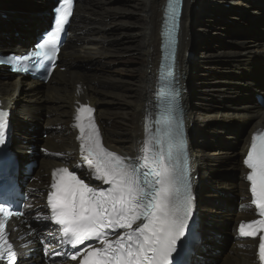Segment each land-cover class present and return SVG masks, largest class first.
<instances>
[{
    "label": "bare ground",
    "instance_id": "bare-ground-1",
    "mask_svg": "<svg viewBox=\"0 0 264 264\" xmlns=\"http://www.w3.org/2000/svg\"><path fill=\"white\" fill-rule=\"evenodd\" d=\"M40 1L0 0V13L8 8L14 11L45 12L47 5L43 7L40 4L38 7ZM116 1L80 0L77 9L78 20L72 30L73 40L60 53L64 61H97V73L76 74L66 68L65 72L59 70L56 75L59 68L57 67L53 74L57 78L45 89L39 88L38 82L21 77L0 80V96L12 103L15 115H19L20 119L16 118L15 121L22 131L21 140L27 141L26 138L30 135L26 129L41 120L43 127L61 128L45 141L44 146L51 149L44 147L47 153L42 156L47 157L38 160L40 175L28 184V189L34 191L32 198L36 210L42 211L46 206V195L41 189L50 180L52 172L63 166L72 167L82 158L77 132L72 126L76 109L80 105L96 109L95 118L105 147L128 160H136L143 155L144 142L149 131L145 115L155 101L153 95L157 86L161 56V25L167 0H124L119 4ZM103 2L106 5H103ZM200 2L201 0H185L177 65L183 115L191 137L195 183L200 201L198 216L202 222L214 218L213 221L219 224L214 228V225L208 222L212 224L214 233L211 232L210 240L203 242L207 249L205 259L209 264H252L255 261L257 241H240L236 238L237 232L231 231L240 221L253 218V212H247L250 197L248 185L244 181L247 172L242 166V157L251 134L257 128L264 127V115H261L262 111L264 112V104L248 98L249 95L259 94V91L264 95V40L252 41L250 44L248 40L238 39L235 41L237 49L217 55L206 51L201 47L199 37L196 38V33L210 26L217 27L218 21L213 25L215 19L210 17L200 19L201 21L195 20L196 8ZM207 2L212 10L217 9L215 5H211L212 0ZM97 3L101 5L100 8L95 5ZM232 3L233 14L226 12L217 18L243 25L251 23L253 18H264V0H234ZM16 15L11 17V20L22 18ZM4 33L1 28L0 37L4 39L1 37L0 41L6 44L9 34ZM27 34L25 31L23 36L27 38ZM249 36L252 37L251 34ZM16 42L17 46L12 43L10 47H16V52L21 54L24 50L19 45L21 40ZM30 43H33L32 40L28 44ZM127 53L131 56L137 54L139 60L135 67L118 66L120 62L117 58L121 59ZM239 56L243 57L241 62L234 65L228 63L232 58L236 60ZM213 60L227 70L226 77L212 74L217 65L209 67L210 61L213 63ZM113 64L117 66L113 67ZM195 66L202 70L199 72ZM72 68L77 69V65ZM100 70H107L108 73L102 75L98 72ZM240 71L247 74H251L248 71L256 73L251 75V78L247 76L241 80L242 85L245 84L242 86L243 92L234 90L240 79L234 75ZM114 72L116 74H112ZM204 72L213 75L211 83L207 86H201L200 82ZM151 91L152 98L149 96ZM209 94L213 99L211 102L207 100ZM238 96L242 97V102L234 103ZM221 97L222 100L226 97L228 99L225 103L215 101ZM114 104L120 108L113 110L104 107ZM42 109H45V118L39 115ZM240 126L242 128L239 130ZM228 129L231 130L227 132ZM220 139L226 144H217ZM211 144L215 150H211ZM24 145H20L22 151L29 146ZM222 170L228 173V178L216 176L207 181L208 174L218 175L217 172ZM44 174H47L46 182ZM225 202L230 204L225 205ZM208 203H212L216 208H210ZM224 231L227 235L232 233L231 237L223 234ZM225 237L231 242H224ZM41 239L50 247L54 244L48 235ZM222 242L226 247H222ZM34 262L45 264L40 256L35 258Z\"/></svg>",
    "mask_w": 264,
    "mask_h": 264
},
{
    "label": "snow or ice",
    "instance_id": "snow-or-ice-1",
    "mask_svg": "<svg viewBox=\"0 0 264 264\" xmlns=\"http://www.w3.org/2000/svg\"><path fill=\"white\" fill-rule=\"evenodd\" d=\"M179 3L180 0H169V7ZM72 8L73 0H60L55 30L23 60L33 57L50 60L55 56L59 51L55 38L68 23ZM4 62L0 60V64ZM93 111L80 105L74 127L79 129L84 161L95 168L97 179L102 178L111 187L106 191L90 187L67 167H61L51 174L53 191L47 198L51 219L61 226L62 235L68 238L66 243L76 247L85 240L98 239L103 245L100 248L89 245L70 258L76 260L82 255L80 264H173L172 254L189 229L193 209L191 185L182 168V161L186 163L188 158L182 121H168L166 154L161 129L157 128L155 136L144 142L143 163L130 164L103 147ZM6 117L7 113L0 111V145L5 143ZM153 141L157 150H153ZM244 164L250 169L247 180L251 203L261 219L241 222L238 233L255 239L264 233V133L252 136ZM141 168L148 170L141 172ZM12 215L22 213H13L0 205V216L6 219ZM4 219H0V247L6 244ZM109 228L126 231L110 241L105 231ZM258 248L264 264V234L259 235ZM9 256L10 259L15 256L10 249Z\"/></svg>",
    "mask_w": 264,
    "mask_h": 264
},
{
    "label": "rangeland",
    "instance_id": "rangeland-1",
    "mask_svg": "<svg viewBox=\"0 0 264 264\" xmlns=\"http://www.w3.org/2000/svg\"><path fill=\"white\" fill-rule=\"evenodd\" d=\"M34 1V0H33ZM103 1V0H102ZM234 0H212V2H211V5H215L216 7H217V9L216 10H212L211 9V7H209L210 5L208 4V2H207V0H201V2H200V5L198 6V8H197V10H196V19L195 20H197V21H201L200 19H206L205 17H210V19L212 18V19H215V21L213 22V25L214 24H216V21H218V25H217V27H214V26H210V27H207L205 30L203 29L201 32H198V33H196L197 34V36H196V38H198L199 39V41H200V44H201V47L203 48L204 47V49L206 50V51H209V52H211V53H214L215 55H217V54H219V53H222V52H227V51H230V50H235V49H237L238 48V46L235 44V41L236 40H238V39H244V40H248V42L250 43V44H252V41L253 42H257V41H263L264 39V18H253L252 20H251V23H249V24H239V23H236V22H234V23H229V22H227L224 18H217V16H219L220 14H222V15H225L224 13H226V12H228V14H233L232 12H233V2ZM80 2V1H79ZM118 4L119 3H122V2H124V0H117L116 1ZM115 3V2H114ZM232 3V4H231ZM40 4H41V6H43V7H46V4L44 3V0H41L40 1V3H39V5H38V7H40ZM103 5H106V3H102ZM96 6H97V8H100L101 7V5L99 4V3H97V4H95ZM258 5H260V4H258ZM209 15V16H208ZM258 17H260L259 15H258ZM247 19V18H246ZM9 23V21H7V20H5V21H1L0 22V27L2 28V29H7L8 27H6L5 26V24H8ZM10 24H12V25H17V26H19V20L18 19H13L12 20V22L10 23ZM21 24H22V22H21ZM197 26H199V24L197 25ZM28 30H30V28L28 29ZM196 30H198V29H196ZM249 34H251L252 35V37L251 36H249ZM2 37V36H1ZM0 37V38H1ZM8 37V36H7ZM6 37V38H7ZM3 39H4V37H2ZM23 38H25L24 36H23ZM6 40V39H5ZM23 45V44H22ZM5 46V48H8V49H3V47ZM15 49H16V47H10V46H6V44L4 43L3 45H2V48H0V50H2L3 52H13V51H15ZM253 49V48H252ZM192 54V53H191ZM192 58H193V54H192V56H191ZM233 59V58H232ZM229 60L228 61V63L230 64V62L231 63H233V65L234 64H237V63H239V62H241L242 61V59H243V57L242 56H239L236 60L235 59H233V60ZM117 60H119V62L120 63H118V66L119 67H121V66H123V67H125V68H131V67H135L138 63V60H139V58H138V56H137V54H134V55H130L129 53H127V54H125L124 56H123V58H117ZM116 60V61H117ZM213 64H217L216 65V69L214 70V73H212L214 76H217V77H226L228 74V72H227V70L226 69H223V66L220 64V63H218V62H216L215 60H213V63H212V61H210V64H209V67L210 66H212ZM227 64V63H226ZM226 64H225V66H226ZM74 65H77L79 68H84V69H86V70H84V71H81V70H78V69H74V68H72ZM99 64H98V62L97 61H94V60H78V61H64L63 59H62V62H61V64H60V67L58 68V71H56V75H57V73L59 72V70H61L62 68L63 69H65L64 70V72L66 71V68H68L69 70H70V72L71 73H76V74H78V73H83V74H93V73H97V66H98ZM114 66H117V64H113V67ZM226 67H228V66H226ZM195 68L198 70L199 69V72H200V70H202V69H200V67L199 66H195ZM69 70H67L68 72H69ZM204 71H207L206 69H204ZM61 72H63V71H61ZM100 74H104L105 75V73H108V71L106 70L105 72L104 71H102V70H100V71H98ZM199 72H198V74H199ZM202 73V72H201ZM248 73H251V74H247L246 72H244V71H240L239 73H237L236 75H234V76H236V77H238V78H240V79H238V84L236 85V87L234 88V90L235 91H238V92H243V88H242V86H245V84L244 85H242V82H241V80H244V79H246V77L247 76H249L250 78H251V75H256V73H253V72H251V71H248ZM110 74V73H109ZM112 74H116L115 72L114 73H112ZM204 77L203 78H200V79H202L200 82H201V86H207L208 84H210L211 83V78H212V76L213 75H210V73L209 72H204ZM260 74V73H259ZM56 75H54L53 77L54 78H52L51 79V81L48 83V84H50V83H53L54 82V80H55V78H57L56 77ZM108 76V75H107ZM106 76V77H107ZM128 76V75H127ZM10 77H12V76H7L6 77V75H4L3 73H0V80H4V79H6V78H10ZM75 78H73V80H74ZM249 80V79H248ZM191 83H193V81L191 82ZM249 84V83H248ZM248 84H247V86H248ZM264 84V83H263ZM263 84H262V86H263ZM240 85V86H239ZM46 86L47 85H43V84H40L38 87L39 88H42V89H45L46 88ZM151 89H152V86H151ZM262 94V91H259V94ZM152 94H153V92L151 91L150 92V97L152 98ZM207 95V94H206ZM243 95V94H242ZM263 97H264V95H262ZM248 98L250 99V100H253V101H256V98L254 97V95H249L248 96ZM252 98V99H251ZM223 99V97H221L220 99L218 98V99H215V101L217 102V101H219V102H224L225 103V101L228 99V97H226L224 100H222ZM236 100H235V102L234 103H240V102H242V97L240 96H238V97H236L235 98ZM243 99H245V95H243ZM207 100L209 101V102H211L213 99H212V96L209 94L208 96H207ZM19 106H21V105H19ZM110 106V107H109ZM105 108H108V109H113V110H115V109H117V108H120V106L119 105H117L116 106V104H114V105H106V106H104ZM43 113H45V109H42L41 110V112H39V115H42L43 117H44V115H43ZM16 114H17V111H16ZM261 115H264V112L262 111V113H261ZM19 116V115H18ZM17 115H16V118L18 117ZM42 117V118H43ZM46 117V116H45ZM44 117V118H45ZM18 119V118H17ZM20 119V118H19ZM41 123H42V120L40 121V123L39 122H36V124H34V125H31V127H29V128H32L33 129V131H35L37 128H42L43 130H46L47 131V133H46V138L45 137H42V134H40L39 136H37V137H32V136H27L28 138H26V140H27V142H28V144L27 145H31L30 144V141H34V142H41V147L42 148H44V147H47L48 149H51L50 147H48V146H44V143H45V141L46 140H48L49 138H50V136L54 133V132H57V131H59L61 128L60 127H57V126H47V127H43L42 125H41ZM242 127L240 126V128H239V130L241 129ZM28 129V128H27ZM231 129H228V130H226L227 132L228 131H230ZM236 130V129H235ZM31 135V134H30ZM22 139H23V136H22ZM223 143V140H218V142H217V144H222ZM224 145L226 144V143H223ZM20 145L23 147V144L21 143V141H18L17 142V146H18V148L20 149ZM25 146V145H24ZM211 146V150H215V147H214V145L213 144H211L210 145ZM218 146V145H217ZM51 151H54V150H51ZM45 150L44 151H41L40 152V155H41V157H40V161L44 158V157H47V156H42V155H45ZM39 161V162H40ZM39 162H38V167H37V169H36V172L34 173V176L36 177V176H38V175H40V173L38 172V169H39ZM219 168V167H218ZM226 171L225 170H222V171H218L217 173H218V175H216V174H208L207 175V181H208V179L209 178H211V177H216L217 176V178H222V179H226V178H228L229 176L227 175L228 173H225ZM220 173V174H219ZM47 174H44V179H45V182L47 181ZM219 176V177H218ZM232 178H234V177H232ZM207 184H209V183H207ZM43 190H46V187H44V188H42ZM208 194V193H207ZM205 195V196H207V199H208V195ZM234 197V196H233ZM235 198V197H234ZM229 199L230 198H228V201H229ZM202 200V199H201ZM214 201H216V199L214 200ZM213 202V201H212ZM228 203L227 202H225V205H227ZM230 204V203H229ZM228 204V205H229ZM208 205L210 206V208H216L212 203L211 204H209L208 203ZM218 209V208H217ZM213 219L214 218H211V220L210 221H208V222H211L213 225H214V228H217L218 226H219V224L217 225L214 221H213ZM207 222V223H208ZM212 224H209L208 223V225L209 226H212ZM221 225V224H220ZM216 226V227H215ZM225 227V226H224ZM213 228V229H214ZM234 231H235V227L232 229V233H234ZM231 233V234H232ZM223 234H225V235H227V233H226V231H224L223 232ZM231 234L229 235L230 237H231ZM227 235V236H228ZM224 242H227V243H230V242H228V238L227 237H225V239H224ZM203 246V245H202ZM222 247H226L225 246V244L222 242ZM206 254H207V252H206ZM206 254L205 253H203V255H205V257H206ZM216 264V262H213V263H210V264ZM209 264V263H208Z\"/></svg>",
    "mask_w": 264,
    "mask_h": 264
},
{
    "label": "water",
    "instance_id": "water-1",
    "mask_svg": "<svg viewBox=\"0 0 264 264\" xmlns=\"http://www.w3.org/2000/svg\"><path fill=\"white\" fill-rule=\"evenodd\" d=\"M45 1V0H44ZM50 0H47V2H49ZM56 4V3H55ZM53 5V6H51V7H47L46 8V10H45V12H42V13H39V12H37V11H35V12H32V11H23V10H18V11H14V10H11L10 8H8V9H6V11H4V12H14V13H17V14H21V13H24V14H26V16H27V19H32L31 17L32 16H34V15H38V14H45V16H46V19H47V21H49L51 18H53V11H54V9L58 6H56V5ZM198 8V7H197ZM196 8V9H197ZM3 12V13H4ZM79 68V67H78ZM80 69H83V68H80ZM246 134V133H245ZM245 134H244V136H245Z\"/></svg>",
    "mask_w": 264,
    "mask_h": 264
}]
</instances>
